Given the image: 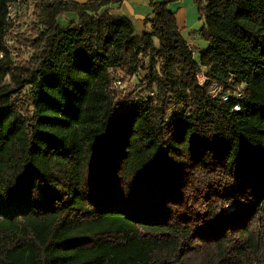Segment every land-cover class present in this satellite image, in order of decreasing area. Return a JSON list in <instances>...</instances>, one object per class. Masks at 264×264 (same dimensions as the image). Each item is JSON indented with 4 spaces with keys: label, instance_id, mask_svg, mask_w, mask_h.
<instances>
[{
    "label": "trees",
    "instance_id": "1",
    "mask_svg": "<svg viewBox=\"0 0 264 264\" xmlns=\"http://www.w3.org/2000/svg\"><path fill=\"white\" fill-rule=\"evenodd\" d=\"M14 1L0 264H264V0H192L197 59L167 9L179 0L150 3L140 36L101 11L117 0H31L34 23L13 27Z\"/></svg>",
    "mask_w": 264,
    "mask_h": 264
},
{
    "label": "crops",
    "instance_id": "2",
    "mask_svg": "<svg viewBox=\"0 0 264 264\" xmlns=\"http://www.w3.org/2000/svg\"><path fill=\"white\" fill-rule=\"evenodd\" d=\"M65 1H74L77 3H85L88 0H65ZM165 3L167 0H117L115 3L109 5L108 7L103 8L101 11L106 10L110 15L115 17L126 18L130 21L134 34L140 36L145 31H148V28L144 27V20L151 17L152 9L150 3ZM167 9L174 14L177 26L180 30V35L186 29L191 27L189 23L192 24L193 21L196 22V12L194 6L191 4L190 0H179L176 3L170 4L167 6ZM191 19L190 21H188ZM58 23L65 27L71 22L77 21V16L74 13H65L60 15L57 18ZM183 38V37H182ZM184 39V38H183ZM186 43L190 46L194 55L196 51L193 49L192 41L186 40ZM154 45L157 46V41L154 39ZM207 46L202 48V51L206 49Z\"/></svg>",
    "mask_w": 264,
    "mask_h": 264
},
{
    "label": "built area",
    "instance_id": "3",
    "mask_svg": "<svg viewBox=\"0 0 264 264\" xmlns=\"http://www.w3.org/2000/svg\"><path fill=\"white\" fill-rule=\"evenodd\" d=\"M32 11H33V5L31 0H15L13 3H10L6 6V14L4 17V25L13 24L15 27L19 22L17 19L21 18L23 16L24 23L28 26L34 23V20L32 18ZM193 52V51H192ZM199 79V78H198ZM201 83L203 80L201 79ZM113 86L115 89L124 92L125 90V84L121 79L114 80ZM213 91H218L216 89H212L210 91L211 97H214L215 95H212ZM226 100L225 98L223 99ZM238 108L236 107L235 110Z\"/></svg>",
    "mask_w": 264,
    "mask_h": 264
},
{
    "label": "rangeland",
    "instance_id": "4",
    "mask_svg": "<svg viewBox=\"0 0 264 264\" xmlns=\"http://www.w3.org/2000/svg\"><path fill=\"white\" fill-rule=\"evenodd\" d=\"M191 4L194 6V10L196 12V15H197V18H196V22L193 21L192 24L189 23L190 25H192L191 27L189 28H186L181 36L186 39V40H189V41H192L193 43V46H194V50L196 51V54L194 55L195 59H197L198 57V50H201L202 48H204L205 46H207V43L201 39L199 37V30L201 29L202 27V21L199 20V14L197 12V8L195 6V4L192 2V0H190ZM173 4V3H172ZM170 5V4H168ZM191 19H189L188 21H190ZM27 56V55H26ZM201 79L203 80V77L202 76H199V81H201ZM126 82L128 81V83H126L128 86H131V85H134L137 81L134 79V80H127V79H124ZM131 84V85H130ZM127 86V87H128ZM141 90V89H140ZM127 89L124 91L126 93ZM122 92V91H117V95L119 96H123L125 95V93ZM212 95H215L217 96L219 94L218 91H213V93H211ZM136 97L138 96H143L142 93H140V91L138 90L136 93H135ZM181 112V108L178 107V106H175L173 107L172 109H170L169 111V114H168V118H173V117H176L179 113Z\"/></svg>",
    "mask_w": 264,
    "mask_h": 264
}]
</instances>
